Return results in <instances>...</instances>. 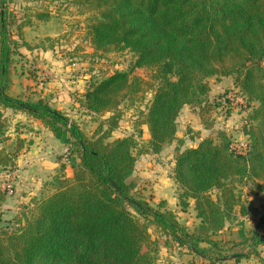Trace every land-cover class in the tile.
<instances>
[{"label": "trees", "instance_id": "16d2710c", "mask_svg": "<svg viewBox=\"0 0 264 264\" xmlns=\"http://www.w3.org/2000/svg\"><path fill=\"white\" fill-rule=\"evenodd\" d=\"M10 1L0 0V144L7 140L1 112L7 109L40 121L65 153L45 192L30 198L12 227L2 228L0 218V264H153L157 245L149 226L209 264L256 257L264 236L255 228H240L239 242L231 241L230 231L227 241L213 238L237 216H247L242 188L264 193V0H65L83 17L96 55L128 52L134 58L130 69L90 81L81 95L87 113L109 114L90 136L43 99L10 93L14 56L21 47L11 38ZM49 15L37 11L35 18L47 21ZM26 24L31 23L23 19L17 29ZM135 69L146 71L147 78L132 75ZM210 78H231L249 110L240 126L246 138L243 152L233 150L222 131L191 146L179 137L183 107L197 110L201 120L214 108L208 100ZM148 92L152 97L140 111L139 126L147 127L150 140L142 151L159 154L176 142L173 180L181 189V210L188 200L194 202L199 223L192 231L164 209V202L153 209L132 195L128 180L135 165V137L107 141L120 105L125 100L140 103ZM24 142L0 148V169L15 167ZM6 197L0 188V208ZM258 225L264 228V215Z\"/></svg>", "mask_w": 264, "mask_h": 264}, {"label": "rangeland", "instance_id": "374dc122", "mask_svg": "<svg viewBox=\"0 0 264 264\" xmlns=\"http://www.w3.org/2000/svg\"><path fill=\"white\" fill-rule=\"evenodd\" d=\"M9 3L6 4V10L14 21L10 28L11 38L18 45L21 44L14 56L10 93L32 101L43 99L76 123L87 136L92 135L109 114L92 116L87 113L80 106L81 95L90 81L130 69L133 56L128 52L96 55L85 36L83 17H77L74 8L65 0H11ZM37 11H49L51 15L47 21L36 20ZM23 19H28L30 26L26 24L17 29ZM132 75L147 78V72L143 69H135ZM208 83V100L214 108L201 120L197 116V110L183 107L177 119L179 137L184 138L183 141L189 146L195 144L199 138L214 137L217 132L222 131L230 137L232 149L243 152L246 138L241 134L240 126L249 110H245V103L233 88L231 78H210ZM151 97L152 93L148 92L140 103L139 100L135 103L125 100L118 109L117 126L107 141L135 137L138 144L133 150L135 165L128 180L134 186L132 195L142 199L153 209H159L158 204L164 202V209L172 211L178 222L192 231L199 223L194 202L188 200L186 210H181L178 200L181 189L173 180L176 142L165 145L159 154H153L150 150L142 151L148 148L150 135L145 125L139 126L140 111L145 110ZM218 103L219 106L216 105ZM1 112L7 122L4 130L7 140L0 144V148H12L18 139L25 141L24 151L19 153L15 167L11 170L0 169V187L7 184L12 187L0 208L1 227L9 229L13 225V217L23 211L30 198L45 192V183L51 180L59 168V158L62 157L64 148L54 142L52 134L40 121L25 118L23 114L7 109H1ZM203 126L210 129L206 130ZM102 129L104 131L106 127L103 126ZM193 138L195 141L191 142L190 139ZM65 171L68 177L71 176L68 167ZM242 197L248 210L247 216H237L236 222L226 224L227 230L213 240L227 241L230 239V231L234 235L231 241L239 242L240 237L236 233L240 228L246 231L255 228L264 236V228L259 225L256 227L264 215V209L253 213L248 206L253 202L254 205L261 203L262 209L264 193L255 195L242 188ZM167 200L172 202L171 205H168ZM148 233L157 245L153 264H209L167 240L155 226H149ZM200 247L207 248V245L201 244ZM243 251L246 252V249ZM255 252L257 256L250 257L249 260L253 261L252 264H263L264 245L257 246ZM241 264H251V261Z\"/></svg>", "mask_w": 264, "mask_h": 264}, {"label": "crops", "instance_id": "0c3cea01", "mask_svg": "<svg viewBox=\"0 0 264 264\" xmlns=\"http://www.w3.org/2000/svg\"><path fill=\"white\" fill-rule=\"evenodd\" d=\"M53 107V106H52ZM23 116H25V118H31V117H28V116H26V115H24L23 114ZM33 119V118H32ZM51 135V134H50ZM52 136V135H51ZM53 137V136H52ZM54 139V138H53ZM54 142H56L57 144H58V146H62L63 148H64V146L63 145H61L57 140H55L54 139ZM189 146H191V144L189 145ZM22 151H24V149L22 150ZM21 151V152H22ZM20 152V153H21ZM65 153V148H64V151H63V154ZM67 168V167H66ZM57 170V169H56ZM70 173V175H71V171L69 172ZM66 175H67V172H66ZM167 202H168V205H171V201H168L167 200ZM175 202V201H174ZM175 204V203H174ZM261 203H259L258 205H254V202L253 203H251V204H249L248 206H249V208H252V209H250V210H252L251 212H253V213H257V212H261L263 209H264V207H262V209L260 208L261 207V205H260ZM176 205V204H175ZM174 205V206H175ZM250 205H252V206H250ZM264 205V202H262V206ZM255 206H257V208H255ZM249 210V211H250ZM240 230V229H239ZM250 262L251 261V264L253 263V261L252 260H245V261H243V262ZM243 262H241V263H243ZM241 263H239V264H241ZM264 264V263H263Z\"/></svg>", "mask_w": 264, "mask_h": 264}, {"label": "built area", "instance_id": "2783aa9c", "mask_svg": "<svg viewBox=\"0 0 264 264\" xmlns=\"http://www.w3.org/2000/svg\"><path fill=\"white\" fill-rule=\"evenodd\" d=\"M5 177L7 178V175H5ZM0 188H1L3 191H6V192H8V193H11V189H12V187L9 186V184H7V185H3V186H1Z\"/></svg>", "mask_w": 264, "mask_h": 264}]
</instances>
